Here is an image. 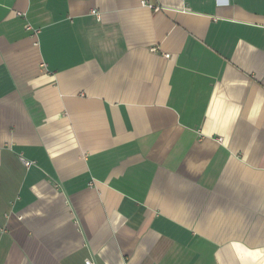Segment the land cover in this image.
Wrapping results in <instances>:
<instances>
[{
    "label": "crops",
    "instance_id": "1",
    "mask_svg": "<svg viewBox=\"0 0 264 264\" xmlns=\"http://www.w3.org/2000/svg\"><path fill=\"white\" fill-rule=\"evenodd\" d=\"M87 261L264 264V0H0V264Z\"/></svg>",
    "mask_w": 264,
    "mask_h": 264
},
{
    "label": "built area",
    "instance_id": "2",
    "mask_svg": "<svg viewBox=\"0 0 264 264\" xmlns=\"http://www.w3.org/2000/svg\"><path fill=\"white\" fill-rule=\"evenodd\" d=\"M92 13H93V15H97L96 11H93ZM28 29L30 30L31 27L28 26ZM170 57H171V56H170L169 54H165V55H164V58H165V59H170ZM27 164L30 165V163H27ZM86 264H94V263L91 262V261H87Z\"/></svg>",
    "mask_w": 264,
    "mask_h": 264
}]
</instances>
